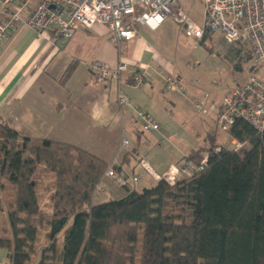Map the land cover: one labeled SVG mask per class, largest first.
<instances>
[{"label": "trees", "instance_id": "16d2710c", "mask_svg": "<svg viewBox=\"0 0 264 264\" xmlns=\"http://www.w3.org/2000/svg\"><path fill=\"white\" fill-rule=\"evenodd\" d=\"M224 132L241 146L211 141L174 163L197 165L207 151L202 170L141 190L128 184L123 196L95 202L108 162L0 118V248L10 264H264V130L239 118ZM140 159L131 147L113 168L128 176L122 166ZM39 168L54 177L45 187L49 211L40 205Z\"/></svg>", "mask_w": 264, "mask_h": 264}, {"label": "crops", "instance_id": "0c3cea01", "mask_svg": "<svg viewBox=\"0 0 264 264\" xmlns=\"http://www.w3.org/2000/svg\"><path fill=\"white\" fill-rule=\"evenodd\" d=\"M138 25L153 30L146 25ZM133 28L134 38L117 44L109 40L107 29L102 24L91 28L78 26L74 29L72 38L75 39L70 43L71 46L63 49L66 43L62 47L56 45L61 38L55 33L47 40L34 29L16 26L0 47V118L23 135L41 136L73 144L109 164H120L131 147L137 148V156L144 158L154 170L155 166L158 170L156 172L161 173L169 165L178 162L190 150L175 147L173 150L176 154L181 152L179 157L171 159L173 154L159 164L158 161L149 162L145 158L147 155L142 152L141 145L146 146V143L140 142L144 133L142 119L140 121L132 109L124 112L119 109L116 101L117 83L114 80H98L87 68V64L96 59L110 66L122 60L128 64V69L123 75L121 88L129 96L132 105L153 113L152 110L161 111L159 107L164 101L173 102L166 95L179 92L165 91L164 83L167 76H172L174 66L151 48L143 38L141 29ZM27 29L46 41L36 55L35 50H18ZM82 40L86 42L85 46H89L85 57H82L85 62L69 51ZM137 70L145 73L141 87L133 83V75ZM194 99L201 97L194 95L191 102ZM149 134L151 137L161 135L169 138L164 135L161 126L158 130H151ZM123 137L129 140L128 149L121 145ZM211 141L228 147L217 142L214 136L208 135L200 146ZM232 142L235 140L231 138V145ZM122 168L126 174L139 175L138 182L145 176L151 178L142 167L144 175H141L140 168L135 169L131 165H123ZM102 183L103 192L98 194L103 197L114 195L118 198L125 194L123 188L117 187L108 179ZM143 187L148 185L144 184Z\"/></svg>", "mask_w": 264, "mask_h": 264}, {"label": "built area", "instance_id": "2783aa9c", "mask_svg": "<svg viewBox=\"0 0 264 264\" xmlns=\"http://www.w3.org/2000/svg\"><path fill=\"white\" fill-rule=\"evenodd\" d=\"M202 3V24H197L183 9L182 0H0V47L18 25L36 30L47 40L51 39L52 31L59 38L68 40L78 26L91 28L102 24L107 29L109 40L118 44L121 41H130L135 36L131 21L127 22L126 16H132V21L153 30L171 17L182 27L185 40L193 46L204 36L219 32L227 41L246 42L254 60L264 63V0H202ZM138 6L144 9L134 16ZM87 68L98 80L111 79L117 83L116 101L121 111L131 107L130 98L121 88L122 74L128 69L126 62L120 60L116 65L110 66L96 59L88 63ZM144 80V71L137 70L133 75L134 85L141 86ZM164 88L185 93L179 80L172 76L165 78ZM195 108L206 117L214 116L218 127L223 131H227L239 118L262 131L264 77L250 76L226 93L220 103L210 102L207 105L203 99H196ZM132 110L142 119V130L160 128L149 112L138 107ZM234 143V148L241 146L236 141ZM121 144L128 147L129 141L123 137ZM219 149L215 148L216 151ZM208 155L207 151L203 152L197 165L186 159L182 168L171 164L161 173L156 172L144 158L140 159L139 165L154 180L164 179L168 183H174L179 175H191L202 170ZM104 176L117 177L122 187L129 184L128 176H119L113 167H108ZM138 180L137 175L130 178L131 182ZM0 264L10 263L3 261Z\"/></svg>", "mask_w": 264, "mask_h": 264}, {"label": "rangeland", "instance_id": "374dc122", "mask_svg": "<svg viewBox=\"0 0 264 264\" xmlns=\"http://www.w3.org/2000/svg\"><path fill=\"white\" fill-rule=\"evenodd\" d=\"M32 2H35V0H32ZM182 3L183 9L187 11L191 18L197 24H202L204 11L202 0H182ZM143 9L144 8L138 6L134 16L141 13ZM126 21H131V25L133 27L141 29V33L144 35L143 38L150 44L151 48L162 54L174 66L172 76L178 79L180 84L185 89L184 94L181 92L179 93L187 95L182 96L176 92L168 93L166 96L171 98L173 102L166 100L164 101L165 103L159 107L161 111L152 110L154 112L150 114L156 121H158L162 130L165 132L164 135H167L169 138H164L161 135L151 137L149 134L150 131H144L140 138V142L143 144L146 143V146L141 145L142 152L147 155L145 158H147L149 162L154 160L158 161V164L164 163L163 161L168 160V158H170L173 154L174 156L171 159L179 157L181 152L176 154L173 148L184 147V151L195 149L204 143V138L207 135L214 136L217 142L225 144L228 147H235L234 142H232V145L230 143V135L217 127L212 116L206 117L195 108L196 99H194L192 103L191 97L198 95V97H201L207 105L210 102L220 103L226 93L238 84L248 80L250 76L254 75L256 77L263 78L264 63H258L254 60L253 56H251V51L247 43L227 41L223 38L221 33L216 32L211 35H206L207 37L203 39V41L205 40L203 43H201V40L193 46L190 42L185 40L182 27L171 17L155 30H150L145 26L138 25V23L132 21V16H126ZM19 26L20 28L24 27V25ZM53 34V32H50L51 36H53ZM72 37L68 40L61 38L58 42H56V45L62 47V44L66 43V46H64L63 49H68L70 43L72 44L75 39V37L74 39ZM45 43L46 41L41 40V38L37 36V33H34L31 29H27L24 32V38L18 46V50L20 52H30L35 50L36 55L39 52V48H43ZM85 44L86 42L82 40L78 43V45L74 46L73 49L69 50L72 55L83 59L81 60L82 62H85V58L82 57H85L86 49H89V46H85ZM80 65L82 64L80 63ZM254 68L257 70H254ZM124 73L122 74V78ZM164 90L170 91L165 88ZM133 108H135V106L131 103V107L128 109ZM139 120L141 121V119ZM152 135L154 136V134ZM129 146L123 147L128 149ZM109 165V167H113V164ZM137 168H140L139 171L141 175H144L145 170L143 169V171L140 165H138L135 169ZM154 168L158 171L155 166ZM118 175L120 176L121 173ZM132 176H134V174H128L127 178H129V185L136 187L138 190H141L142 185L145 184L151 186L154 185L156 181L150 175L152 179L145 176L141 182H138L140 180V176L137 175L139 176L137 183L131 182L130 178ZM35 178L40 183V205L43 207V202H46L48 194L45 191V187L50 186L54 177L52 175L47 176L46 173L39 168ZM103 178L104 179H102V181H106L108 179L110 182L116 184L117 187L121 189L124 188L119 185L117 177L104 176ZM102 181L97 186V192L94 197L95 202L105 201L116 197L114 195H107L103 197L98 194V192H103L104 184ZM10 194H12V191L6 190V192H3L2 195L9 196ZM5 204L6 208L8 202L6 201ZM44 209L49 211V208ZM6 227L7 222L4 213L0 211V229ZM45 231V229L41 228L39 234L40 240L37 244L40 248L47 244V240L44 236ZM0 233L3 232L1 231ZM62 242L63 236L61 232L58 235L57 241V247L59 249L62 246ZM0 260H2L0 262H9L7 249L0 248ZM56 264L59 263L57 262Z\"/></svg>", "mask_w": 264, "mask_h": 264}]
</instances>
